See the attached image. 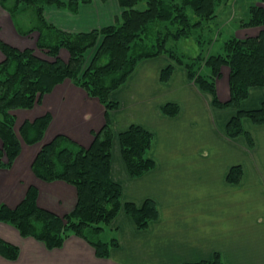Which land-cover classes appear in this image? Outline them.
<instances>
[{"label": "crops", "instance_id": "crops-1", "mask_svg": "<svg viewBox=\"0 0 264 264\" xmlns=\"http://www.w3.org/2000/svg\"><path fill=\"white\" fill-rule=\"evenodd\" d=\"M254 1L264 7V0ZM122 12L118 0H93L81 5L77 13L48 6L45 16L65 31L80 32L112 24ZM4 27L0 24L1 38L19 46L2 31ZM262 29L264 26L238 27L231 35L257 36ZM169 64L172 60L167 55L142 61L127 83L113 93L119 107L110 112L116 134L113 178L123 185L124 201L142 205L147 198L155 200L158 219L147 229H139L122 212L112 224L118 231L119 246L109 258H99L87 241L75 235L62 248L49 249L43 242L23 237L11 224L0 222V237L21 249L18 260L0 254V264H183L212 259L216 253L227 264H264V125L245 120L253 146L244 136L230 138L226 126L236 109L215 108L212 96L200 90L182 66L176 65L170 80L163 82L162 70ZM229 72L225 67L217 80L222 101L230 98ZM263 99L264 89L254 87L242 108H257ZM168 102L179 104L177 116L161 112ZM43 104L45 109L34 108V118L26 119L50 112L52 122L45 138L66 134L88 147L94 141L93 132L106 122L105 106L70 79L45 95ZM131 124L154 133L150 156L156 168L138 178L129 175L118 138ZM24 154L11 169L0 168V201L15 207L35 185L40 206L59 215L71 212L77 203L76 188L64 181L39 179L32 170L36 155L25 160L28 156ZM234 165H241L244 171L238 184L227 180Z\"/></svg>", "mask_w": 264, "mask_h": 264}, {"label": "trees", "instance_id": "trees-1", "mask_svg": "<svg viewBox=\"0 0 264 264\" xmlns=\"http://www.w3.org/2000/svg\"><path fill=\"white\" fill-rule=\"evenodd\" d=\"M12 1L0 0V3L10 12L14 25L15 13L22 9V3L23 10L27 6L35 7L32 22L35 23L38 16L39 24H33L26 34L39 30L38 45L52 60L38 56L30 47L21 48L0 37V53L3 54L0 57V168H12L22 152L23 142L28 145L41 143L52 122V114L46 112L34 120L25 119L16 130L15 111L30 110L42 104L44 96L65 80H72L106 108V122L101 130L93 132L94 141L90 146L66 134H57L42 145L32 163L34 174L41 180L64 181L76 188L77 203L71 212L61 216L40 206L39 189L35 185L29 187L26 197L15 208L5 203L0 205V222L11 224L23 237H32L49 249H55L62 248L68 238L75 235L87 241L99 258H109L112 249L119 246V238L107 240L102 234L107 228L112 229L122 212L129 215L139 229H147L158 219L155 200L147 198L142 205L124 201L123 185L113 178L116 134L110 112L119 107V101L112 95L127 83L144 60L161 55L172 60V64L162 70L163 82L170 80L176 65L184 67L189 79L212 96L215 108L236 109L227 123V135L230 138L244 136L251 146L254 145L244 122L250 120L255 125H264V99L253 109L242 108V103L249 98L252 88L264 89V29L257 36L239 38L233 35L225 40L219 51L206 53L202 46L201 51L190 58L168 44L169 37L175 40L188 37L204 23L215 21L221 0H118L123 12L114 23L80 32L65 31L50 22L45 16L46 8L56 6L77 13L81 5L91 4L93 0H17L13 5ZM249 1L246 18L239 27L264 26V7L254 0ZM156 24L170 29L160 32L157 45L150 48L144 43V36L149 27ZM15 27L20 34L19 27ZM198 42L203 44L201 40ZM63 49L69 53L68 61L62 57ZM92 49L95 52L85 66L86 55ZM225 67L230 71V98L222 101L217 80ZM161 112L174 117L179 114L180 106L168 102L162 105ZM118 138L122 159L132 178L144 176L156 168L157 163L150 156L154 141L151 130L131 124L118 134ZM243 174V167L234 165L227 180L238 184ZM20 253V247L0 237L2 256L17 260ZM183 264L227 263L216 253L212 259Z\"/></svg>", "mask_w": 264, "mask_h": 264}, {"label": "rangeland", "instance_id": "rangeland-1", "mask_svg": "<svg viewBox=\"0 0 264 264\" xmlns=\"http://www.w3.org/2000/svg\"><path fill=\"white\" fill-rule=\"evenodd\" d=\"M15 2L18 3L17 0H13L11 2V4L13 5V4H15ZM249 3H251V1L247 2V0H221L220 6H219V11H218L219 16H218V18H216L215 21H213V22L210 21V22L204 23L201 28H198L197 30L192 32V34L189 35L188 37H183L179 40H175V39L169 37L168 38L169 39L168 44H170V46L173 48L175 47L176 51H178L179 53H183L184 55H186L185 56L186 58L195 57L201 51L202 46H204L203 51H206V53L207 52L209 53L211 51H214V52L219 51L221 49V47L223 46V43L225 42V40H227L229 37L234 35V34L233 35H231V34L235 33V31L239 27V23L242 21V19L246 18L247 11H248L247 5ZM22 6L24 7V3H22ZM23 7H22V9H20L19 11H17L15 13L16 17H14L15 23L19 27L18 30H20V34H19L17 31V28L15 27L16 25L9 24V22L11 21L10 12L8 10H6L5 8H3L1 6V3H0V24L1 25L4 24V26H6V27L2 28V31L4 33L8 34L9 36L13 37L14 38L13 42L17 43L21 48L30 47V48L35 50V52L38 56L45 58V59L52 60L50 58V56L47 54V51L45 49H42L38 45V36L40 35L39 30L30 31L29 32L30 34H26L27 31L31 30V27L34 26L33 24H36V25L39 24L38 19H37L38 18L37 15H36L37 18L35 17V19H36L34 21L35 23L32 22V19H34L33 13L35 11V7L34 6H27L24 8V10H23ZM190 13H191L192 19L196 20L197 18L194 15V13L193 12H190ZM18 18H19V21L17 20ZM171 27H173V26H171ZM43 28H44V25H42V29ZM149 28H150L149 32L147 34H145V36H144V43H146V45H148L150 48H152L154 45H157V43L159 41L158 38L160 37V32L166 33V31L168 29H170V27H167V28H166V26L164 27L163 24L152 25ZM199 40H201L203 42V44H200L198 42ZM5 41H7V40H5ZM94 52H95V49L88 51V53L86 55L88 58H87V62L85 63V66H88V64L90 62V56L93 55ZM61 54H62V57L66 61H68V59H69L68 51L63 49ZM2 56H3V54L0 53V57H2ZM177 79H179V77ZM34 108L35 109H38V108L45 109L46 107L42 103L40 105H37V108L36 107H34ZM34 108L30 109L32 111H30V110L24 111L22 109L15 111V113L17 114V117H18L17 122H16V130H18L19 126L26 119V117H29V118L31 117L32 119L34 118L33 117ZM43 114H45V113H43ZM52 139H53L52 137L49 138L47 136V138H45L41 143H37L34 145H28L25 142H23L22 143L23 144L22 152L16 160L20 159L22 154H24V153H25L23 155L24 157L28 156L25 160H28L29 156L36 155L37 154L36 152H38L41 149L42 145L46 142L51 141ZM150 153H151V151H150ZM4 159L6 160V158H4ZM16 160H15L14 164L16 163ZM14 164H13V166H14ZM26 195H27V192L25 193V197H26ZM2 203L8 204L5 201H3V202L0 201V205ZM15 207H12V208H15ZM64 215H61V216H64ZM102 236H103V238H105L107 240L111 239L112 237H116V236L118 237V231L111 229V228H107L105 233L102 234ZM20 251H21V249H20Z\"/></svg>", "mask_w": 264, "mask_h": 264}]
</instances>
